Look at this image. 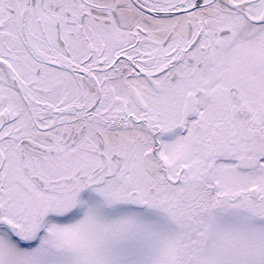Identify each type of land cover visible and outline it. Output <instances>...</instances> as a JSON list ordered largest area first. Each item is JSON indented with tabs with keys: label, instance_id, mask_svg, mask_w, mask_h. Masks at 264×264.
Listing matches in <instances>:
<instances>
[{
	"label": "snow or ice",
	"instance_id": "6c2138e0",
	"mask_svg": "<svg viewBox=\"0 0 264 264\" xmlns=\"http://www.w3.org/2000/svg\"><path fill=\"white\" fill-rule=\"evenodd\" d=\"M0 264H264V0H0Z\"/></svg>",
	"mask_w": 264,
	"mask_h": 264
}]
</instances>
